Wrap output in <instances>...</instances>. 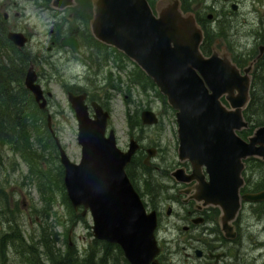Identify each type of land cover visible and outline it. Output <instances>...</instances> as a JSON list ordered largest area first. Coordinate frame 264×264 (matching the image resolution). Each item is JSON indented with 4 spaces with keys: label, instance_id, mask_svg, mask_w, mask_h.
I'll return each mask as SVG.
<instances>
[{
    "label": "water",
    "instance_id": "obj_1",
    "mask_svg": "<svg viewBox=\"0 0 264 264\" xmlns=\"http://www.w3.org/2000/svg\"><path fill=\"white\" fill-rule=\"evenodd\" d=\"M90 3L92 37L133 62L175 112L178 160L189 162L192 170L185 175L183 169H176L172 178L178 182L196 180L195 200L217 207L221 212L219 223L235 220L241 199L264 201V192L240 196L244 160L264 161V126L255 128L246 140L238 135L248 127L243 112L250 102L255 61L240 70L227 53L214 51L204 56L200 49L202 30L193 13L181 10L180 0H158L154 10L147 0ZM74 4L75 0H68L58 8ZM9 39L17 47L25 42L18 34H10ZM61 45L78 51L76 39L65 38ZM35 81L33 70L29 69L25 86L39 108L45 109L46 99ZM67 100L77 123L79 163L71 162L57 138L55 141L72 208H81L82 217L88 214L93 238L118 246L128 264H159L156 213L146 210L126 173L139 149L137 142L131 138L122 151L114 130L107 131L108 111L96 101L87 104L85 93H69ZM140 119L143 125L157 123L152 111H143Z\"/></svg>",
    "mask_w": 264,
    "mask_h": 264
},
{
    "label": "rangeland",
    "instance_id": "obj_2",
    "mask_svg": "<svg viewBox=\"0 0 264 264\" xmlns=\"http://www.w3.org/2000/svg\"><path fill=\"white\" fill-rule=\"evenodd\" d=\"M149 1L153 4L154 10L158 0ZM193 3L194 0H188V10L192 11ZM248 11H251V4L242 2L237 18L231 21V26H233L231 32L237 31L239 35H248L245 31L257 27V24L252 27H242L243 20L251 22L255 18V15L248 14ZM80 13L83 14L84 26L87 27L92 17L91 3L88 0H78L77 7L72 9L74 15V21L71 23L72 29H75L76 15ZM48 18L46 14L31 15L30 18L32 31L36 34L35 40L41 41L44 49L47 46L45 43L48 39L50 24L53 22ZM227 21L230 24V20L227 19ZM241 38L244 39V36ZM83 43L87 41L84 42L83 39ZM36 51L37 48H34L33 52ZM56 53L57 57L52 58L53 62L49 61L51 66L46 64L41 67L39 64L36 67L40 68L41 72L40 85L44 91L52 94V98L48 100V113L51 115L52 128L62 149L71 162L79 163L81 148L77 143L75 116L67 100L66 90L68 88H78L86 92L91 99L109 111L110 120L107 131L114 130L117 146L122 151L127 149L132 133L144 149H156V155L151 160L152 166L146 168L141 165V158L139 162L130 166L132 172L129 179L136 191L143 193L144 197L141 199L144 203H148L151 197L152 205L161 209L157 238L161 247L170 248L166 252L175 253L166 255L169 261L181 264L182 253L175 249V243H171L179 234L176 230L177 223H181L178 221L181 204L174 201L178 188L174 181L164 174V172L169 173L182 166L177 158L178 136L175 112L167 105L165 98L159 92L157 94L156 88V90L147 88L143 92L138 86H131L128 83L129 73L132 70L130 64L125 63L124 70H121L112 61L106 63L111 55L109 51L104 53L100 69L83 58L68 61L70 55L63 50L56 51ZM43 55L47 57L50 54L44 53ZM109 74L112 75L111 79H109ZM257 75L264 76V73L258 70ZM111 84L116 87H112ZM117 86L119 90L116 89ZM149 109L158 116L159 124L154 127L141 124L139 126L140 114ZM126 115L130 117L134 115L138 119L137 124L131 122L137 125L135 129L130 128V120L127 124ZM248 126L247 130L238 132L241 137L245 138L253 132L254 127L251 128L250 124ZM29 135L30 139L27 144L31 146L23 150V155L18 149H16L17 152L7 150L6 143L3 145L4 149H0V240L8 237L9 233L6 232L9 228H14L16 224L15 233L19 235L24 244H30L24 249L23 254H16L7 240L8 242L3 244L2 253L0 252V264H30V258L41 259L43 257L42 248L40 244L36 247L41 234L45 235L48 246L54 245L55 250L59 249L63 252L69 244L70 248L75 249L79 256L83 257L85 250L87 252L95 240L91 231L92 220L88 214L82 217L81 208L75 211L67 198L63 185L64 171L59 161L58 151L54 144H46L48 140L46 127L39 128L32 124ZM251 165L250 171L255 173L254 177L264 176L263 166L257 163H251ZM128 168L129 165L126 170ZM41 174L49 180L47 193H41L39 190L37 180L45 177L40 176ZM152 205L148 203L146 210H154ZM167 207L172 208L170 216L166 215ZM240 213L242 223H261L253 230L258 232L259 239L264 242V234H261L264 227V211L258 222L251 216L249 207L242 209ZM8 222L14 224H7ZM46 232L51 235H47ZM33 243L36 252L34 256H30L27 249ZM262 261L264 262V259L259 264ZM40 263L44 264L41 260Z\"/></svg>",
    "mask_w": 264,
    "mask_h": 264
},
{
    "label": "flooded vegetation",
    "instance_id": "obj_3",
    "mask_svg": "<svg viewBox=\"0 0 264 264\" xmlns=\"http://www.w3.org/2000/svg\"><path fill=\"white\" fill-rule=\"evenodd\" d=\"M66 1L68 0H56L55 2L54 0H0V83L4 82L6 89L9 86L14 92L12 93L13 96L18 94L17 92L22 88L27 92V105H31V114L41 117V119L46 122L38 124L39 128H43L44 126L46 127V131L48 132L46 137L48 136L50 138V140H47L46 144H54L57 151L58 148L55 141L57 137L52 128L51 115L48 113V100L52 98V94L48 97L47 93L50 92L44 91L40 85L39 77L41 78V72L40 68L36 66H39V64L41 67L46 66V64L51 66L49 61L53 62L52 58L57 57L56 51L60 52L61 50L70 55V58L67 59L68 61L70 59L80 60L83 58L88 60L97 69H100L103 64L102 59L104 58V53L108 51L111 52V55H109L106 63L112 61L115 65L119 66V63L121 64L116 53L118 51H112L114 48H104L105 45L102 48L93 46L87 47L83 43V39L87 37L88 32L90 33L89 23L91 19L86 27L84 26L85 18H83V14L80 13L76 15L77 25L75 29H72L71 23L74 21L72 9L77 7L78 0H75L74 6L66 5L63 9L58 8L61 6V3H65ZM242 2L250 3L251 11H248V14L255 15L254 20L251 22L243 20L242 27H252L257 24L256 28H249L248 31H245L248 35H239L237 34V31L231 32L233 29L231 21H233V18H237L240 10V4ZM55 3L58 4V6H56ZM192 13L196 23L199 25L203 33V40L200 47L203 46L205 51L209 53L208 55L202 54L204 56H210L214 51L220 54L227 53L229 54L232 62L240 70H243L249 65V63L255 61L252 64L253 69L251 72L252 86V81L256 71L258 72V70H260L264 73V0H194ZM44 14L49 16L48 19L53 21L50 24L48 39L45 43L47 46L45 49L43 48L44 45H42L41 41L37 42V40H35L36 34L32 31L33 26L30 22L31 15L42 16ZM227 19L230 20V24ZM45 26H47V24ZM10 34L21 35V37L25 40L23 46L17 47V45L9 39ZM242 36H244V39L241 38ZM65 38L76 39L78 43V51L76 53L61 45V41ZM248 46H250L249 49ZM34 48H37L36 52H33ZM83 50H85V52H83ZM44 53L50 55L46 57L43 55ZM234 59L237 62H235ZM129 62L134 64L130 60ZM29 69L33 70V73L36 76L35 82L43 91L44 98L46 99L45 109L39 108L33 95L25 86L26 74ZM251 90L252 89H250V94ZM66 91L67 95L69 93L74 95L85 93L87 104L95 101L91 99L86 92L78 90V88H68ZM0 98H2V94H0ZM145 111L152 110L149 109ZM1 113L5 114L6 111H0V131H2L5 126L7 127L6 124H3ZM155 116L157 119V123L155 125H143L140 119L141 125L147 127H154L158 125L159 118L156 114ZM247 129L248 128L243 130ZM7 130L8 129L6 128L5 131ZM5 131L3 134H5ZM132 134L129 137V142L130 139L133 138L134 141L137 142L139 149L132 157L129 167L132 165L133 160L136 159L140 161L142 158V163L146 166V168H150V166H152L151 160H153L156 155V149H144V147L140 145L138 140ZM247 137L248 136H245L244 138L240 136V138L244 140H246ZM3 145L4 144L0 143L1 150L4 149ZM6 148L9 150L8 146H6ZM148 152L151 154L150 158H148ZM179 163L182 166L177 167L176 169H183L185 171V175H190L192 170L191 164L189 162L180 161ZM251 163H257L259 166L261 165L264 167V161L257 158H248L244 160V168L241 173L243 186L240 189V196L254 195L264 192V176L260 175L259 177H254L255 173L250 171L252 167ZM131 172L132 170H130V173ZM171 173L172 171L169 173L164 172V174L168 175V179H172L176 184L175 186L178 189L175 192V195L177 196L174 201L181 204L178 220L181 223H177L176 227L179 234L171 243H175V249L181 251L182 253V258L180 259L181 264H259V262L264 259V242L259 239L258 232L253 230L254 227H257L261 223H242L240 220V212H242V209L246 207L250 208L251 216L256 222L261 220L264 211V201L249 202L241 199L240 210L235 220L232 223H219L221 212L217 207L206 205L203 201L195 200V197L198 195V182L196 180L178 182L172 178ZM203 173L205 180L208 181V175L204 172V170ZM137 193L140 198L144 197L142 192ZM148 201L150 205L153 204L151 197ZM148 203L143 202L145 207H147ZM152 207L154 210H150L149 212L154 211L156 213L158 223L155 236L160 252L156 259L159 264H175L169 261L166 256L168 254L172 255L175 253L166 252L170 248L161 247L157 238L161 209L158 206L154 207V205H152ZM171 212L172 208L167 207L166 215L170 216ZM261 234H264V227ZM261 264H264V262L262 261Z\"/></svg>",
    "mask_w": 264,
    "mask_h": 264
},
{
    "label": "trees",
    "instance_id": "obj_4",
    "mask_svg": "<svg viewBox=\"0 0 264 264\" xmlns=\"http://www.w3.org/2000/svg\"><path fill=\"white\" fill-rule=\"evenodd\" d=\"M90 2V0H88ZM150 4L151 2L147 0ZM181 3V10L186 12H192L188 10L189 4L188 0H180ZM151 7H153V4H150ZM85 45L87 47H100L102 48L104 45L98 43L95 41L90 33L88 32L87 37L84 38V42H86ZM104 48H108L104 46ZM201 52L204 55H208L209 53L205 51V48L200 47ZM116 52V50H112ZM118 55V59L121 62V65L119 63V69L124 70L125 63H128L132 66V70L129 73L128 77V83H130L131 86H138L143 92L146 91L147 88L155 89L156 87L152 83V81L135 65L129 62V60L121 53L116 52ZM235 62H237L234 59ZM103 62V59H102ZM239 67H241L239 64H237ZM257 70V69H256ZM112 78V75L109 74V79ZM254 81V82H253ZM253 84L251 86V94H250V102L247 106V108L243 112L244 119L250 124L251 128L254 127H260L264 126V76L257 75V71L254 74L253 78ZM110 85V83H109ZM112 87H116L115 85H112ZM0 94H2V98H0V111H6L5 114H2L3 118V124H6L2 131H0V140L2 144H5V146H8V149L14 152H17L16 149H18L22 155L23 150L28 149V139H30L29 131H30V125L38 126L39 123H45L41 117L35 118L33 117L34 114H31V105L28 104V96L27 92L25 90L20 89L16 94L13 96L12 93L13 90L10 89L8 86L7 89L5 88V83H0ZM119 90V86L116 88ZM156 90V89H155ZM157 94L158 91L156 90ZM7 97V98H6ZM24 98V101H23ZM127 116V124H129L130 120V128L135 129V124L131 123L136 122L137 124V118L134 117V115L131 117L129 115ZM40 118V119H39ZM1 124V121H0ZM139 122V126H140ZM8 129L5 131V129ZM5 131V134L3 132ZM250 131V130H249ZM3 135H2V134ZM48 140L50 138L47 136ZM24 158V156H23ZM139 162L138 160H133V163ZM140 164L145 167V165L140 161ZM128 177L131 178L130 173V167L127 169ZM44 174H41L42 176ZM45 176V175H44ZM44 179V180H43ZM39 190L41 193H47L49 185V180L47 177H42L39 180ZM42 181V182H41ZM7 224H14V223H7ZM16 224L14 228L10 229L6 232L9 233L8 237H4L2 241L0 240V252L3 251V244L6 242H10L11 248L14 250V252L23 254L25 251L24 249L29 246L30 244H24L22 242V239L19 237L18 234L15 233ZM12 234V235H11ZM47 235H51V233L46 232ZM45 235H40V240L38 243H36V247L39 246L42 248V255L43 257L40 259L36 258H30L29 262L30 264H42L40 263V260L44 262V264H128L123 255L121 249L113 244L105 243L102 241L94 240L93 246H91L87 252L85 250V254L83 257H80L78 252L75 249H72L69 247V244H67L66 250L61 252V250L53 248V246H48L46 243ZM8 240V241H7ZM34 243L27 249V253L30 256H34V253L36 252L35 248L33 247Z\"/></svg>",
    "mask_w": 264,
    "mask_h": 264
},
{
    "label": "bare ground",
    "instance_id": "obj_5",
    "mask_svg": "<svg viewBox=\"0 0 264 264\" xmlns=\"http://www.w3.org/2000/svg\"><path fill=\"white\" fill-rule=\"evenodd\" d=\"M253 249V248H252Z\"/></svg>",
    "mask_w": 264,
    "mask_h": 264
}]
</instances>
